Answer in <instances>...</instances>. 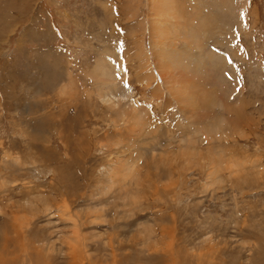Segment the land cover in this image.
<instances>
[{"label": "rangeland", "instance_id": "obj_1", "mask_svg": "<svg viewBox=\"0 0 264 264\" xmlns=\"http://www.w3.org/2000/svg\"><path fill=\"white\" fill-rule=\"evenodd\" d=\"M72 248L264 264V0H0V259Z\"/></svg>", "mask_w": 264, "mask_h": 264}, {"label": "bare ground", "instance_id": "obj_2", "mask_svg": "<svg viewBox=\"0 0 264 264\" xmlns=\"http://www.w3.org/2000/svg\"><path fill=\"white\" fill-rule=\"evenodd\" d=\"M163 56H165V55H163ZM190 82H191V81H190ZM196 84H197V83H196ZM190 85H191V84H190ZM194 86H195V84H194ZM191 87H192V86H191ZM141 116H142V115H141ZM138 119H139V118H138ZM79 225H80V224H79ZM17 228H19V227H17ZM15 229H16V227H15ZM5 230H6V229H5ZM5 230H4V231H5ZM11 231H12V230H11ZM17 231H20V230H17ZM15 232H16V230H15ZM21 232H23V231L21 230ZM28 232H29V231H28ZM18 234H20V233H18ZM6 236H7V234H6ZM9 236H10V235H9ZM23 236H24V235H23ZM17 237H20V235L17 236ZM17 237H14V240H15V238H17ZM6 238H7V237H6ZM8 238H9V237H8ZM30 238H31V237H30ZM9 239H10V238H9ZM26 239H27V238H26ZM26 239H25V240H26ZM10 240H11V239H10ZM31 240H32V239H29V241H31ZM8 241H9V240H8ZM35 241H36V240H35ZM16 242H17V239H16ZM18 242H19V241H18ZM28 243H29V242H28ZM1 244H2V243H1ZM30 244H31V243H30ZM43 244H44V243H43ZM35 245H36V244H35ZM8 246H9V245H8ZM29 247H31V245H30ZM29 247H25V249H27V248H29ZM42 247H43V246H42ZM42 247H41V248H42ZM49 247H50V246H49ZM2 248H5V249H6V247H3V245H2V247H1V249H2ZM7 248H8V247H7ZM31 248H32V247H31ZM25 249H24V250H25ZM3 250H4V249H3ZM12 250L14 251V253L17 251V250L15 251L14 249H12ZM21 250L23 251V249H21ZM27 250H29V249H27ZM35 250H36V247H35ZM19 251H20V250H19ZM43 251H44V249H43ZM4 252H5V250H4ZM24 252H25V251H24ZM30 252H31V250H30ZM8 253H9V251H8ZM8 253H6V254H8ZM16 253H17V252H16ZM18 253H19V252H18ZM26 253H27V252H26ZM32 253H33V252H32ZM35 253H36V252H34V254H35ZM70 253H71V255H72V257H71V258H72V261H70V262H71L72 264H76V262H77V260H78V258H79V255L77 256V253H76V251H75L74 248L71 249V252H70ZM4 254H5V253H4ZM24 254H25V253H23L22 255H24ZM27 254H28V253H27ZM18 255H19V254H18ZM18 255H17V256H18ZM22 255H21V256H22ZM52 255H53V254H52ZM71 255H70V256H71ZM9 256H10V253H9ZM30 256H31V255H30ZM34 256H35V255H34ZM6 257H7V256H6ZM10 257H13V258H14V255H13V256H10ZM10 257L8 258L9 260H10ZM31 257L34 259L33 256H31ZM35 257H36V256H35ZM37 257H38V256H37ZM53 257H54V255H53ZM53 257H52V258H53ZM1 258H2V257H1ZM18 258H19V256H18ZM44 258H45V257H44ZM50 258H51V257H50ZM82 258H83V257H82ZM3 259H4V258H3ZM24 259H26L25 256H24ZM56 259H57V257H56ZM38 260L41 261V258L38 259ZM45 260H46V259H45ZM52 260H53V259H52ZM52 260L50 259V261H52ZM16 261H17V260H16ZM18 261H19V260H18ZM22 261H24L23 258H22ZM25 261H26V260H25ZM29 261H30V260H28V262H29ZM32 261H33V260H32ZM78 261H79V260H78ZM10 262H11V263H10ZM12 262H13V260H11V261L8 262V261H6V260H2V259H0V264H13ZM34 262H36V261L34 260ZM66 262H67V261H66ZM66 262H65V263H66ZM14 263H15V261H14ZM16 263H18V262H16ZM23 263L25 264V263H27V262H23ZM38 263L41 264L40 262H38ZM61 263H62V262H61ZM68 263H69V261H68ZM71 263H70V264H71ZM78 263H79V262H78ZM78 263H77V264H78ZM81 263L83 264L84 262H81ZM18 264H19V263H18ZM20 264H22V263H20ZM27 264H28V263H27ZM30 264H31V263H30ZM36 264H37V263H36ZM42 264H43V263H42ZM45 264H46V263H45ZM50 264H51V263H50ZM59 264H60V263H59ZM66 264H67V263H66ZM79 264H80V263H79Z\"/></svg>", "mask_w": 264, "mask_h": 264}]
</instances>
